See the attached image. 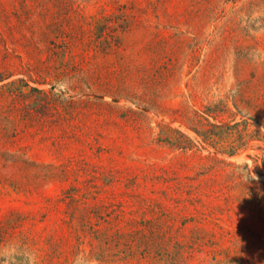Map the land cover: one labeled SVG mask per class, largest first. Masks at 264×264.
I'll list each match as a JSON object with an SVG mask.
<instances>
[{
	"label": "rangeland",
	"instance_id": "374dc122",
	"mask_svg": "<svg viewBox=\"0 0 264 264\" xmlns=\"http://www.w3.org/2000/svg\"><path fill=\"white\" fill-rule=\"evenodd\" d=\"M0 264H264V0H0Z\"/></svg>",
	"mask_w": 264,
	"mask_h": 264
}]
</instances>
